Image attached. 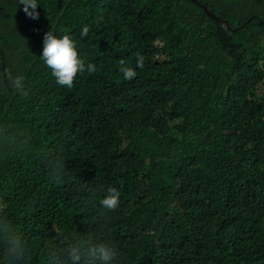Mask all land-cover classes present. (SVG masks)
<instances>
[{
    "label": "trees",
    "instance_id": "16d2710c",
    "mask_svg": "<svg viewBox=\"0 0 264 264\" xmlns=\"http://www.w3.org/2000/svg\"><path fill=\"white\" fill-rule=\"evenodd\" d=\"M37 2L32 20L0 0V213L30 264L77 239L110 241L117 264H264V0ZM48 31L96 71L59 86Z\"/></svg>",
    "mask_w": 264,
    "mask_h": 264
},
{
    "label": "clouds",
    "instance_id": "9594fccd",
    "mask_svg": "<svg viewBox=\"0 0 264 264\" xmlns=\"http://www.w3.org/2000/svg\"><path fill=\"white\" fill-rule=\"evenodd\" d=\"M18 4L23 5L22 11L28 18L39 19L37 0H18ZM205 13L208 15L206 11ZM88 33L89 27L84 26L80 36L86 37ZM42 43L43 49L39 57L51 70V75L59 86L71 89L79 73L87 71L91 74L96 71L94 64L86 63L80 58L76 43L69 35L58 37L52 31H48L44 33ZM119 63L123 78L132 80L137 74L136 71L131 67H125L123 60ZM136 65L141 69L144 67V57L140 54H137ZM9 79L16 92L24 97L28 95L22 77L13 78L9 75ZM46 167L50 178L53 181H59L65 171V162L62 158H54ZM119 197L120 192L114 187H109L107 194L99 200V204L106 212H112L119 206ZM0 243L5 245L7 264H25V261L30 264L31 250L28 243L22 238L13 222L3 213H0ZM59 257H63L59 264H117L118 250L110 241L77 239L64 246L62 251L52 246L46 248L44 264H57Z\"/></svg>",
    "mask_w": 264,
    "mask_h": 264
},
{
    "label": "water",
    "instance_id": "95a60500",
    "mask_svg": "<svg viewBox=\"0 0 264 264\" xmlns=\"http://www.w3.org/2000/svg\"><path fill=\"white\" fill-rule=\"evenodd\" d=\"M201 6L208 13V15H210L211 17L216 18V16H214V14L210 11L209 8H207L206 6H203V5H201ZM225 25H226L227 28L229 27L227 21H225Z\"/></svg>",
    "mask_w": 264,
    "mask_h": 264
}]
</instances>
